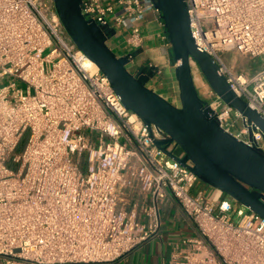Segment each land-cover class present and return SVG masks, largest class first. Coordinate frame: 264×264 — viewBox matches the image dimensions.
<instances>
[{"label": "built area", "instance_id": "obj_1", "mask_svg": "<svg viewBox=\"0 0 264 264\" xmlns=\"http://www.w3.org/2000/svg\"><path fill=\"white\" fill-rule=\"evenodd\" d=\"M185 1L197 46L264 116V65L251 73L223 56L264 55V0ZM81 7L86 18L124 31L131 47L143 46L150 12L171 47L152 0ZM90 60L54 0H0V264H116L158 233L169 198L195 234L180 238L162 264H264V217L220 189H197L196 173L157 143L169 134L126 107ZM202 88L220 125L264 150L262 130L209 84ZM166 149L184 155L175 141ZM131 190L142 202L128 209Z\"/></svg>", "mask_w": 264, "mask_h": 264}, {"label": "water", "instance_id": "obj_2", "mask_svg": "<svg viewBox=\"0 0 264 264\" xmlns=\"http://www.w3.org/2000/svg\"><path fill=\"white\" fill-rule=\"evenodd\" d=\"M161 12L165 31L176 61L179 104L157 93L149 77L131 72V55L119 56L107 44L109 25L86 18L81 0H54L56 10L69 35L109 78L123 103L148 125L154 123L169 138L157 141L172 158L188 166L199 179L264 217V150L250 145L225 130L216 112L198 91L192 60L196 61L208 84L229 106L239 110L248 123L264 133V116L232 89L220 66L195 41L185 0H152ZM250 135L252 130L250 128ZM175 141L182 157L168 151Z\"/></svg>", "mask_w": 264, "mask_h": 264}, {"label": "crops", "instance_id": "obj_3", "mask_svg": "<svg viewBox=\"0 0 264 264\" xmlns=\"http://www.w3.org/2000/svg\"><path fill=\"white\" fill-rule=\"evenodd\" d=\"M144 26L146 39L141 47L128 46L124 37L118 36L125 35V32L113 25H109L107 44L119 56L132 55L127 64L128 69L135 74L147 75L149 77L147 84L151 88L174 104H179V86L175 74L176 61L171 55V47L159 36V33L164 31V27L160 26L154 14L150 12L147 14ZM223 56L230 62L231 55L228 52H223ZM194 77L198 89L208 84L203 75L200 78L195 75ZM196 188L208 194L216 191V188L202 181L197 182ZM141 202L142 197L138 190H131L125 196V206L128 209L132 208L134 203ZM161 219L158 233L128 252L116 264H162L170 258L175 249V243L180 238L195 234L190 218L173 198H169L161 205Z\"/></svg>", "mask_w": 264, "mask_h": 264}, {"label": "rangeland", "instance_id": "obj_4", "mask_svg": "<svg viewBox=\"0 0 264 264\" xmlns=\"http://www.w3.org/2000/svg\"><path fill=\"white\" fill-rule=\"evenodd\" d=\"M119 37H124V34H121V35H118ZM229 55H231V58H230V63L231 64H235V66H241V67H247L245 68L247 71L249 72H252L256 69H258L259 67L263 66L264 65V55H259V56H255V57H252V56H249V55H243V56H240V55H235L233 56V53L232 52H228ZM256 58V59H254ZM252 59H254V61H252ZM241 60L243 62H241ZM255 62V63H254ZM194 73H195V76H197L198 78H200V76L202 75L201 73V70L199 68H197L196 66H194ZM9 81V78L8 77H5L3 79V83H7ZM2 83L0 82V85ZM199 91V94L201 97H203V88L202 87H199L198 89ZM209 100H211V98H209ZM235 110L232 111V119L233 120L234 118H236L235 116ZM243 123L242 121L239 119L236 121V124L234 126H232V131L234 132H239L241 127H242ZM214 193V192H213ZM213 193H211L210 195H212Z\"/></svg>", "mask_w": 264, "mask_h": 264}, {"label": "bare ground", "instance_id": "obj_5", "mask_svg": "<svg viewBox=\"0 0 264 264\" xmlns=\"http://www.w3.org/2000/svg\"><path fill=\"white\" fill-rule=\"evenodd\" d=\"M90 62H91V64H92L94 67H96V68L98 67L97 64H96L94 61L90 60Z\"/></svg>", "mask_w": 264, "mask_h": 264}]
</instances>
